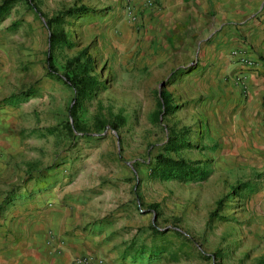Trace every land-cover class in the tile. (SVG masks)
<instances>
[{
  "label": "rangeland",
  "instance_id": "1",
  "mask_svg": "<svg viewBox=\"0 0 264 264\" xmlns=\"http://www.w3.org/2000/svg\"><path fill=\"white\" fill-rule=\"evenodd\" d=\"M32 2L44 17L74 11L66 19L72 45L53 52L57 76L86 47L102 89L83 102L75 119L69 118L72 91L45 74V18L25 0L5 14L10 49L5 82L11 93L6 98L21 102L16 105L20 123L13 130L17 145L0 173V216L13 200L50 191L65 178V184L81 189L80 201H86L89 212L107 224L98 234L110 264H259L264 207L255 191L262 184L245 167L217 165L222 151L210 136L207 114L213 103L200 84L199 54L141 45L127 31L122 39L111 37L108 9L91 5L94 0ZM161 91L175 107L154 122L151 114ZM116 114L124 118L117 131L93 132L95 115L111 121ZM74 124L79 132L68 131L67 125ZM171 139L179 141L165 151ZM159 153L203 170L205 179L151 177Z\"/></svg>",
  "mask_w": 264,
  "mask_h": 264
},
{
  "label": "crops",
  "instance_id": "2",
  "mask_svg": "<svg viewBox=\"0 0 264 264\" xmlns=\"http://www.w3.org/2000/svg\"><path fill=\"white\" fill-rule=\"evenodd\" d=\"M90 4L108 9L105 18L111 37L122 39L127 31L141 39V45L199 54L196 70L213 103L207 114L213 125L210 136L222 151L217 165L255 172L262 184L255 199L264 207V0H94ZM4 17L0 18V173L17 145L13 130L20 123L18 107L4 102L11 96L5 82L10 49ZM242 58L251 65L243 64ZM65 182L63 178L50 191L21 202L15 199L5 208L0 216V264H67L81 256L110 264L98 234L107 224L101 223L102 216L89 212L86 201H80L77 184ZM2 191L0 187V202Z\"/></svg>",
  "mask_w": 264,
  "mask_h": 264
},
{
  "label": "trees",
  "instance_id": "3",
  "mask_svg": "<svg viewBox=\"0 0 264 264\" xmlns=\"http://www.w3.org/2000/svg\"><path fill=\"white\" fill-rule=\"evenodd\" d=\"M17 1L18 0H1L0 18H2ZM25 2L30 10L34 11L41 17H44L32 0H25ZM81 10L83 12L86 11L85 9ZM73 13V10L67 9L59 11L50 17H44V24L48 30L46 51L44 54V66L46 76L62 81V83L72 91L73 98L70 105L67 107V114L69 118L75 119L83 102L89 100L100 89H102V84L95 74L94 60L88 53L86 47L78 51L76 55L70 57L66 61L64 74L57 76L53 63V52L59 47H70L72 45L67 36L66 28L69 24L66 22V19L73 16ZM4 102L16 106L21 101L16 100L15 102H9L6 98ZM174 107L175 106L171 104L170 95L167 92L161 91L157 94L155 111L151 114V117L154 122H157L161 115L163 116L171 113ZM93 122V132L95 133H98L105 128L117 131L118 128L124 124V118L120 114H116L111 121H103L99 120L95 115L93 117ZM67 129L69 132L80 131L77 124H74L73 128L67 125ZM47 132H50V130H47ZM178 141L179 140L175 139L169 140L165 151L173 149V147H175L173 145ZM182 143L186 144V142ZM150 176L162 180L176 179L178 181H188L191 179L204 180L206 173L203 170H199L198 168L192 167L190 164L183 162V160L173 159L164 153H159L153 158V166L150 171ZM149 207H151L150 209H154L156 205H151ZM130 257H132V259L135 258V254H132ZM148 257H151V254H149ZM259 264H264V258L260 260Z\"/></svg>",
  "mask_w": 264,
  "mask_h": 264
},
{
  "label": "built area",
  "instance_id": "4",
  "mask_svg": "<svg viewBox=\"0 0 264 264\" xmlns=\"http://www.w3.org/2000/svg\"><path fill=\"white\" fill-rule=\"evenodd\" d=\"M241 62L245 65H251L250 61L244 60L243 58L241 59ZM67 264H104V261L101 258L94 256H81L71 260Z\"/></svg>",
  "mask_w": 264,
  "mask_h": 264
}]
</instances>
